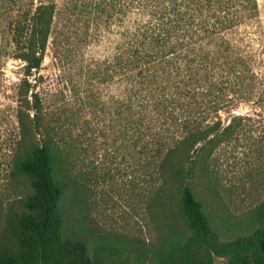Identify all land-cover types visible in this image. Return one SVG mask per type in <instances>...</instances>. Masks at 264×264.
<instances>
[{"label": "trees", "instance_id": "16d2710c", "mask_svg": "<svg viewBox=\"0 0 264 264\" xmlns=\"http://www.w3.org/2000/svg\"><path fill=\"white\" fill-rule=\"evenodd\" d=\"M258 17L257 0H66L17 19L13 58L27 77L41 67L56 24L85 36L108 30V86L123 89L114 114H131L132 100L149 102L168 128L152 134L156 181L148 203L158 209L159 235L150 242L97 221L89 177L39 96L28 95L25 78L9 175L21 195L0 202V264H214L216 257L264 264V219L220 213L214 164L237 131L234 113L263 94L235 39ZM221 114L233 115L227 125Z\"/></svg>", "mask_w": 264, "mask_h": 264}, {"label": "rangeland", "instance_id": "374dc122", "mask_svg": "<svg viewBox=\"0 0 264 264\" xmlns=\"http://www.w3.org/2000/svg\"><path fill=\"white\" fill-rule=\"evenodd\" d=\"M51 1L60 9L66 0H0V202L5 206L21 195L9 187V175L18 132L16 98L27 78L28 95L39 96L46 118L62 128L59 135L71 141L66 146L90 179L97 221L156 242L158 209H150L148 203L156 181L152 134L168 126L149 102L132 100L131 114H114L115 99L123 89L108 86V30L91 29L85 36L56 24L41 67L28 77L23 64L13 58L15 21H22L32 7ZM257 1L258 19L242 27L235 39L242 41L263 94L237 109L236 133L214 153L224 208L219 211L233 219L249 215L264 219V0ZM232 116L221 114L222 124ZM227 260L216 257L214 264H228Z\"/></svg>", "mask_w": 264, "mask_h": 264}]
</instances>
